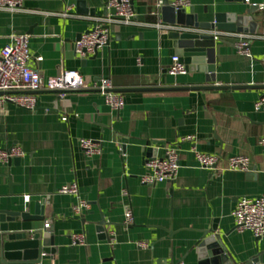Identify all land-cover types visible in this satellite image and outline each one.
Wrapping results in <instances>:
<instances>
[{"label":"crops","instance_id":"obj_1","mask_svg":"<svg viewBox=\"0 0 264 264\" xmlns=\"http://www.w3.org/2000/svg\"><path fill=\"white\" fill-rule=\"evenodd\" d=\"M108 1L23 0L26 11L0 10V50L12 35L26 34L30 64L43 76L78 70L88 81L110 78L114 88L206 85L202 73L170 74L176 49L168 29L152 25H167L162 0L136 1L139 24L115 26L108 46L87 58L77 56L75 41L111 12ZM251 5H258L252 14L257 33H239L250 38L248 52L237 50L238 38L220 37L216 77L220 85L254 87L131 91L120 93L125 101L120 109L98 90L40 91L34 110L12 103L0 107V147L24 151L20 164L0 162V210L35 216L36 204L46 200L41 219L16 218L26 230L50 222L59 250L46 264H203L196 242L215 221L237 264H254L249 262L259 254L264 262V236L238 230L233 216L240 198L264 194L259 142L264 110L255 109L264 94V0H192L191 6L210 21L216 12L246 14ZM68 6L73 15L64 16ZM83 138L99 144V152L87 155ZM154 141L165 145L158 157L166 146L177 147L180 168L173 180L150 186L141 182L148 163L143 148ZM197 152L219 155L222 165L231 156L246 155L251 165L248 171L212 172L200 165ZM73 183L78 195L59 192ZM80 199L88 207L77 215ZM128 209L132 226L125 223ZM102 218L111 241L97 230ZM78 233L84 244L73 241ZM0 264L12 263L0 254Z\"/></svg>","mask_w":264,"mask_h":264},{"label":"built area","instance_id":"obj_2","mask_svg":"<svg viewBox=\"0 0 264 264\" xmlns=\"http://www.w3.org/2000/svg\"><path fill=\"white\" fill-rule=\"evenodd\" d=\"M139 0H109L108 9L111 10L105 18H96L90 30L77 39L74 44V52L80 58L96 54L109 45L112 32L111 25H136L139 24L136 17L134 3ZM162 4L159 1V5ZM171 5L176 9L188 8L192 0H174ZM0 10L11 12L26 11L23 0H0ZM71 7L68 6L64 16H71ZM157 28L170 29L171 26L161 21L152 24ZM168 31V30H167ZM216 39L222 36L236 37V48L240 53L247 54L250 38L243 34L233 32L215 31ZM32 59L30 52L29 36L26 34H14L10 43L0 50V107L7 103L15 104L27 110L37 108V93L40 91L59 92L60 95L73 91L98 90L102 92L107 102L114 108L120 109L124 106V97L120 93L112 92L114 84L110 78H102L99 81H88L78 70H63L54 76H43L30 64ZM41 59V58H38ZM170 74L179 75L187 73L186 66L179 61V56L173 57V63L169 69ZM257 111L264 110V94L255 103ZM66 119V117L64 118ZM187 139H192L188 137ZM260 144L264 146V134L260 138ZM80 145L87 155L99 152L100 145L94 140L83 138ZM24 151L19 146L8 148L0 147V162H8L17 157H23ZM197 159L200 165L212 172L223 170L248 171L251 165V158L246 155L231 156L226 165H222L219 155L197 152ZM180 168V157L175 145L166 146L164 157L151 159L147 163V171L141 177L143 184H156L171 181L175 178ZM63 194L78 195L79 189L76 183L64 185L59 189ZM29 197H27V200ZM88 207L87 202L80 199L74 205L75 213L82 214L83 209ZM235 227L240 231H251L256 238L264 236V194L255 198L242 197L238 200L233 211ZM134 216L131 209L125 214V223L132 224ZM50 227V222H45V228ZM75 243L84 244L83 233L73 235ZM264 264V262L258 263Z\"/></svg>","mask_w":264,"mask_h":264},{"label":"water","instance_id":"obj_3","mask_svg":"<svg viewBox=\"0 0 264 264\" xmlns=\"http://www.w3.org/2000/svg\"><path fill=\"white\" fill-rule=\"evenodd\" d=\"M225 1L247 2L248 0ZM162 5L161 10L164 20L168 26L172 27L167 31L168 37L173 41L179 61L186 66L187 72L204 74V83L206 85L113 88L112 92L226 90L254 87L217 84L216 70L217 64H219L217 43L220 39H216L214 32L256 34L257 22L252 14L257 10L258 5H251L246 14H238L237 11L229 13L216 12L210 21L200 19L194 6H190L189 9H176L171 5L170 0H162ZM89 12L91 15L96 14L94 9L89 10ZM205 12H208V7L205 8ZM109 28L111 32H115V25H111ZM164 146L156 141L152 142V144L147 143L143 148V155L147 159L146 161L149 162L151 159L157 158L160 148ZM8 162L9 164H20L21 158L17 157ZM149 185L154 186L155 184ZM45 201L43 199L36 204L35 216H30L26 212L0 210V254L3 261L12 264H46V261L52 260L58 253L59 249L56 246L52 229L33 228L26 230L16 225L17 217L29 221L41 219L44 214ZM126 225L132 226V224ZM107 226L108 222L105 218H102L97 230L102 238L111 241V234L108 232ZM201 233V238L196 242V252L199 261L203 264H237L225 244L216 221L211 228L204 229ZM262 261L263 258L259 254L249 263L258 264Z\"/></svg>","mask_w":264,"mask_h":264}]
</instances>
